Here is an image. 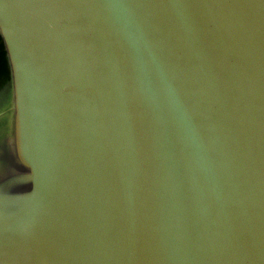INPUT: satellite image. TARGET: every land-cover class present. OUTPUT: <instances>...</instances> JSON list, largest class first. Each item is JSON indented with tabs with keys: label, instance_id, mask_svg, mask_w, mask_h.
<instances>
[{
	"label": "water",
	"instance_id": "1",
	"mask_svg": "<svg viewBox=\"0 0 264 264\" xmlns=\"http://www.w3.org/2000/svg\"><path fill=\"white\" fill-rule=\"evenodd\" d=\"M0 264H264V0H0Z\"/></svg>",
	"mask_w": 264,
	"mask_h": 264
},
{
	"label": "trees",
	"instance_id": "2",
	"mask_svg": "<svg viewBox=\"0 0 264 264\" xmlns=\"http://www.w3.org/2000/svg\"><path fill=\"white\" fill-rule=\"evenodd\" d=\"M7 75H8V71H7L5 56L0 42V77L5 79Z\"/></svg>",
	"mask_w": 264,
	"mask_h": 264
},
{
	"label": "flooded vegetation",
	"instance_id": "3",
	"mask_svg": "<svg viewBox=\"0 0 264 264\" xmlns=\"http://www.w3.org/2000/svg\"><path fill=\"white\" fill-rule=\"evenodd\" d=\"M7 77L5 79L0 77V89L3 87V85L5 84Z\"/></svg>",
	"mask_w": 264,
	"mask_h": 264
}]
</instances>
